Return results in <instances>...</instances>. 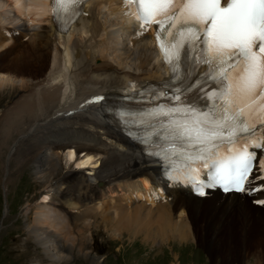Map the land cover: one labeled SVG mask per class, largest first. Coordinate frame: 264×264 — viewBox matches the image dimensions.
I'll use <instances>...</instances> for the list:
<instances>
[{
	"label": "bare ground",
	"instance_id": "6f19581e",
	"mask_svg": "<svg viewBox=\"0 0 264 264\" xmlns=\"http://www.w3.org/2000/svg\"><path fill=\"white\" fill-rule=\"evenodd\" d=\"M46 5V0H0V91L10 97L0 111L2 131L7 138L28 134L22 151L35 155L39 177L48 187L62 168L57 157L60 149L67 148L66 158L76 162L78 169L100 165L94 171L89 168V173L74 170L56 180L59 204L52 201L57 195L50 193L41 202L57 205L58 210L37 207L30 232L52 264H69L77 246L86 248V229L94 222L113 235H143L162 243L202 242L213 264H219L214 255L221 252L236 253L224 264H264V202L253 205L246 192L227 196L216 192L205 198L178 187L167 188V195L160 189L150 192L154 187L142 176L160 183L158 164L109 124L100 105L66 114L92 94L118 96L130 86L164 79L168 69L152 32L139 30L132 37L123 0L88 1L66 32H57L46 16ZM106 11L114 19L103 21ZM16 27L26 30L27 44L19 41ZM101 32L106 37L99 40ZM118 32L129 45L120 47L118 41L113 45L112 33ZM97 58L104 60L99 63ZM27 76L39 80L29 82ZM76 146L88 152L75 158L71 147ZM96 155L100 157L95 159ZM252 187L257 189L256 199L264 201V180L254 174L249 190ZM63 209L69 213L67 219L59 212Z\"/></svg>",
	"mask_w": 264,
	"mask_h": 264
},
{
	"label": "snow or ice",
	"instance_id": "6c2138e0",
	"mask_svg": "<svg viewBox=\"0 0 264 264\" xmlns=\"http://www.w3.org/2000/svg\"><path fill=\"white\" fill-rule=\"evenodd\" d=\"M80 2L52 0L53 17L70 19ZM124 3L130 9L126 14L135 15L141 30L158 26L157 44L174 78L183 70L186 51L195 49L209 69L204 75L220 82L209 93L212 109L184 103L161 110L159 115L167 119L154 135L166 134L168 147L160 146L165 157L177 151L187 154L204 167L214 166L213 180L226 191H244L253 168L264 170V162H257L255 152L249 151L250 146L264 147V136L252 138L257 124L264 125V0H223L224 6L222 0ZM225 143L228 151L221 153ZM188 148L195 150L194 157ZM203 187L200 195H204Z\"/></svg>",
	"mask_w": 264,
	"mask_h": 264
},
{
	"label": "rangeland",
	"instance_id": "374dc122",
	"mask_svg": "<svg viewBox=\"0 0 264 264\" xmlns=\"http://www.w3.org/2000/svg\"><path fill=\"white\" fill-rule=\"evenodd\" d=\"M28 42V40L23 41L24 44ZM103 54L107 58L108 54L105 52ZM105 56L103 55V57ZM103 60L102 58H97L96 62L101 63ZM129 69L134 70V68ZM27 77L32 80L29 82L39 80V78L32 76ZM16 78L27 80L20 76ZM2 93L0 91V111L3 110V102H8L10 98L8 95H1ZM2 133V124L0 123V208L4 193L2 191V181L5 176L7 155L15 139L20 135L15 133L12 137L7 138ZM27 141L24 138L17 145L11 159L10 170H8V182L6 178L3 184L4 191L5 193L7 192V198L11 204V210L4 220L5 227L0 232V264L53 263L48 254L38 244L36 237L30 232L37 207L44 206L51 208L50 205L52 204L41 202L43 196L36 203L34 210H31L29 207L27 208L26 204L27 202L34 203V199L44 189L57 190V185L52 184L48 187L42 178L39 177L37 169L35 170V156H27V158L21 156L20 152ZM57 157L62 168L55 179H59L62 174L69 169H73L75 166L72 162L68 161L65 155L59 154ZM94 165L91 166L93 171L97 170V167L93 168ZM89 172L90 170L85 173ZM50 195L52 194L50 193ZM29 214L30 216H28ZM63 215L65 217V211H63ZM76 231H79V229L76 228ZM83 231L85 230L81 227V232ZM75 234L77 236L78 233L75 232L72 236L74 237ZM85 234L88 239L86 240V248H79L77 246L73 250L69 264H213L214 262L210 259V253L201 246L202 242L197 243L193 240L180 244L179 242L162 243L159 238L155 237L144 239L143 235L131 238L127 233H118L115 236L112 232H107L104 228L100 227L97 222H94L92 227L86 229ZM12 236L14 237V241L11 238ZM15 243H17V246ZM221 253L222 255H214V260H217V262L219 260V264H224V259H232V256L235 257L234 255H236V253H233L232 256L223 252ZM103 254L105 256H101ZM248 262L246 263L248 264ZM226 263L235 264L232 261L231 263ZM56 264L64 263L56 262Z\"/></svg>",
	"mask_w": 264,
	"mask_h": 264
}]
</instances>
